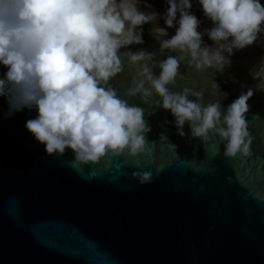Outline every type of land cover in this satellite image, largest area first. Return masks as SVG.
<instances>
[{
	"label": "water",
	"instance_id": "water-1",
	"mask_svg": "<svg viewBox=\"0 0 264 264\" xmlns=\"http://www.w3.org/2000/svg\"><path fill=\"white\" fill-rule=\"evenodd\" d=\"M148 4L139 7L164 15L166 9ZM192 13L198 30L212 27L203 13ZM156 24L166 28L163 19ZM153 26H142L144 43L130 50L156 52L158 60L175 56L159 54ZM167 32L171 38L176 27ZM203 40L212 45L207 35ZM261 57L258 41L235 52L223 73L196 76L182 64L185 79L174 89L203 88L207 103L219 98L210 95L215 79L227 93L226 108L253 88L248 157H225L218 137L193 138L187 123L179 136L158 98L149 107L138 96L126 99L145 110L151 128L142 153L87 163L75 161L71 150L50 156L25 128L36 110L5 118L0 97V264H264V91L255 90L250 73ZM6 70L0 66V76ZM125 79L120 74L111 84L119 88ZM144 172L152 173L151 182H140Z\"/></svg>",
	"mask_w": 264,
	"mask_h": 264
},
{
	"label": "clouds",
	"instance_id": "clouds-1",
	"mask_svg": "<svg viewBox=\"0 0 264 264\" xmlns=\"http://www.w3.org/2000/svg\"><path fill=\"white\" fill-rule=\"evenodd\" d=\"M164 2L167 8L159 16L140 9L142 3L151 8L145 0H0V66L7 69L0 76L4 117L35 109L36 117L25 128L50 156L71 150L82 163L125 151L135 157L144 151L151 128L145 110L126 98L138 96L153 107L156 97L159 107L173 116L179 136L186 135L187 123L193 138L206 142L218 137L225 157L250 156L246 113L253 88L226 108L221 97L227 93L221 94L215 79L210 95L219 98L207 103L203 88L174 89L185 79L182 64L196 76L211 75L210 70L223 73L235 52L258 41L264 45V2L197 0L212 22L202 31L192 0ZM158 19L166 28L156 24ZM148 23L154 25L150 34L159 42V54L175 56L158 60L156 52L130 50L144 43L142 26ZM172 27L175 35L165 38ZM205 35L212 45L205 43ZM250 73L255 90L264 91V57ZM120 74L126 79L113 87L111 81ZM137 176L141 183L153 178L151 172Z\"/></svg>",
	"mask_w": 264,
	"mask_h": 264
},
{
	"label": "trees",
	"instance_id": "trees-1",
	"mask_svg": "<svg viewBox=\"0 0 264 264\" xmlns=\"http://www.w3.org/2000/svg\"><path fill=\"white\" fill-rule=\"evenodd\" d=\"M148 3L152 4V5H157L163 9L167 8L166 3L164 2V0H146ZM262 2H264V0H262ZM191 11H195V12H199V13H203L202 10L200 9L199 4L197 3V0H192V9Z\"/></svg>",
	"mask_w": 264,
	"mask_h": 264
}]
</instances>
